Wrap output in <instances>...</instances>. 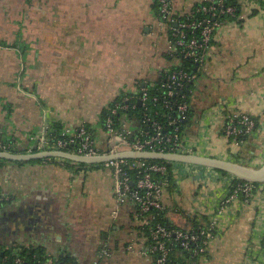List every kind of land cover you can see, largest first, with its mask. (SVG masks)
Returning a JSON list of instances; mask_svg holds the SVG:
<instances>
[{"label": "crops", "instance_id": "crops-1", "mask_svg": "<svg viewBox=\"0 0 264 264\" xmlns=\"http://www.w3.org/2000/svg\"><path fill=\"white\" fill-rule=\"evenodd\" d=\"M172 1L176 14L184 16L206 0ZM261 4L256 14L221 26L198 69L206 88L197 90L185 135L200 155L231 159L234 148L226 145L218 107L224 103L228 111H247L259 120L237 151L244 158H234L245 165L264 162V0ZM158 10L155 0H0V140L12 141L25 154L37 137L54 128L74 132L83 123L104 140L103 112L171 67V31ZM208 170L207 185L179 187L181 208L170 203L168 215L179 225L190 227V215L199 208L211 213L228 191L229 175L201 168L206 177ZM0 188L7 201L0 217L7 219L0 226L2 243L31 241L54 256L91 264L109 239L114 255L104 264H156L139 252L140 243L137 251L128 249L141 237L140 226L132 206L113 217L110 169L61 158L7 160L0 166ZM201 193L206 197L197 205L193 198ZM263 247L262 192L251 205L241 201L225 215L203 264H216L220 254L249 264L247 248L253 261L263 262Z\"/></svg>", "mask_w": 264, "mask_h": 264}, {"label": "built area", "instance_id": "built-area-1", "mask_svg": "<svg viewBox=\"0 0 264 264\" xmlns=\"http://www.w3.org/2000/svg\"><path fill=\"white\" fill-rule=\"evenodd\" d=\"M159 8L160 16L168 23L171 36L172 49L170 54H182L191 59L197 69L204 67L208 59L209 43L215 38L217 32L223 26L216 18L217 9L222 8V13L233 14L236 8L226 6L224 0H206L211 2L209 6H201L188 13L185 20L176 18L175 8L172 0H155ZM242 5L243 12L238 19H243L254 10L262 7V0H238ZM204 13V17L192 18L195 12ZM200 32V35H196ZM196 75L190 73L184 67L167 68L161 74L157 82L146 83L141 90L132 95H126L123 101L117 102L110 109L103 129L104 140H100L83 123L74 132L58 131L53 129L48 134L37 137L35 145L27 150V153H36L45 150H63L81 156L93 157L97 155L116 154L120 151H161L169 153H196L186 135L180 134V123L187 119L189 109L186 102V95L181 91L193 82ZM161 83L158 89L157 84ZM156 93L151 94V90ZM172 98H176L172 100ZM181 99V101H179ZM138 100L143 107V121L139 126V135L130 138L134 126L130 121L129 110L135 107ZM224 118L223 126L225 139L230 148L231 159L236 160L237 151L245 144L246 137L255 133V117L247 111H228L227 106L222 103L218 105ZM176 112L173 113V111ZM121 115V116H120ZM158 118L164 120L160 121ZM48 129V128H47ZM172 129V131H170ZM0 152L17 153L12 141L0 140ZM215 156V155H212ZM51 159V158H48ZM76 164L75 162H73ZM78 164V163H77ZM93 168L110 169L113 176L114 197L117 205L112 213L117 217L122 207L129 205L133 207V213L139 223L140 235L137 241H132L128 249L137 251L138 243L141 244L139 252L147 257H152L156 264H178L169 259L172 252L171 245L179 243L185 250L191 251L193 257L199 258L209 250L211 241L223 229L224 217L236 207L243 199V204L249 203L256 193H264V181L260 185L254 182H236L238 179L229 174L228 191L217 202L215 209L210 213L204 209L194 210L192 219L200 222V227L191 225L188 228L168 229L160 223L152 224L151 213L165 210V198L169 196L166 187L169 185L170 177L174 180L175 192L178 195L179 187L185 182L193 183L196 189L205 181L211 179L210 171L208 176L204 175L201 168L205 166L172 161L150 162L147 159L119 158L110 161L90 164ZM213 169V168H212ZM160 174L163 177H157ZM209 183V182H208ZM202 196V193H201ZM206 196L199 197L200 201ZM6 197L0 196V202ZM198 201L197 205H200ZM149 227L148 229H146ZM262 242V241H260ZM112 242L107 239L103 242L95 260L91 264H104L114 255ZM259 248V247H258ZM40 249V250H39ZM251 250L249 253V264H264L252 260ZM261 258V257H260ZM206 260L200 264H203ZM0 264H76L73 261L61 260L46 251H41L34 242L10 240L0 244Z\"/></svg>", "mask_w": 264, "mask_h": 264}, {"label": "trees", "instance_id": "trees-1", "mask_svg": "<svg viewBox=\"0 0 264 264\" xmlns=\"http://www.w3.org/2000/svg\"><path fill=\"white\" fill-rule=\"evenodd\" d=\"M224 2H225V5L226 6H233V7H235L236 8V11L233 14L226 13V12L225 13H222V8H219V9H217L218 17L216 19L219 22H221L222 24H225L226 22H231V21L238 20L239 16L243 12L242 5L239 3V1L238 0H224ZM203 5L204 6H209V5H211V2L210 1H207V2H203V3L197 4L194 9L196 10V9L200 8L201 6H203ZM257 12H258L257 10H254L251 13V15L252 14L254 15V13L256 14ZM175 16H176V18H180L181 20H185L188 15L187 16L186 15L180 16V15H177L176 14V11H175ZM204 16H205L204 13L197 12L196 11L195 13H193L192 18H190V19H195V18H200L201 19V17H204ZM196 35L199 36L200 35V32H197ZM171 41L173 43L175 42V39L172 36H171ZM213 42L214 41L212 40L209 43V48L211 47V45L213 44ZM169 58L172 61L171 68L174 69V68L184 67L190 73H193L194 75H196V78L194 79V81L193 82H190V85H188V86L186 85V87L181 91L182 94H185L186 95V99L185 100H186V102L188 103V106H189V109H188V112H187V119L184 122L180 123V125H181V127H180V134L181 135H185L186 134V130L188 128V124L190 123L191 118L193 116V112H194V110H193V107H194V98H195V96L197 94V90L200 91V88H202V86H204L205 83L202 82V81L200 82L199 75L197 74L198 73V69L196 67V64L191 59H188V58L184 57L182 54H177V53H174L173 55L170 54L169 55ZM204 87L206 88V86H204ZM157 88L158 89H162L161 88V83H160V85H159V83L157 84ZM205 88H204V90H205ZM153 93H156V89H152L151 90V94H153ZM125 96H126V94L118 97L113 102V104L111 105L110 109L114 106L115 103L120 102V101L122 102L123 101V98ZM175 99L172 98V100H175ZM179 101H181V99H179ZM110 109L103 112L102 120H101L102 123L105 121L107 115L110 112ZM142 111H143L142 105L139 103L138 100H136L135 101V107L134 108H131L129 110V112H128L129 113V116H130V121L132 122V125L134 126V129H133V132H132L130 138H135L136 136L139 135V126L142 125V121L144 119L143 114H142ZM174 112H176V110H174L173 113ZM158 119L160 121L164 120L162 118H158ZM254 119H255L256 124H257L256 125V129H257L259 127V120L257 118H254ZM170 131H172V129ZM249 139H250V137H246L245 143ZM236 158L239 160L240 158H244V157L243 156H239V157L237 156ZM148 161H150V162H156V160H148ZM4 162H7V160L0 159V166H2L4 164ZM74 165L91 166L90 164H85V163H78V164L76 163ZM217 171H219L223 175H229V173H227L225 171L218 170V169H217ZM156 176L157 177H160V178L163 177L160 174H157ZM235 181L236 182H246V181H243L241 179H236ZM254 184L258 186V185L261 184V182L260 181H257V182H254ZM175 187H176V184H175L174 180L172 179V177H170L169 185L165 188L166 189V192L169 193V196L165 198L166 209L151 213L152 216L154 217L153 220H152V224L160 223L162 225H165L170 230L171 229L176 230V229H180V228H188L187 226L179 225L172 218H170V216L168 215L169 209L171 208L170 207L171 206L170 203H172L171 200L173 199V194L172 193L175 192ZM0 196H1V188H0ZM253 199L254 198H252L251 201L249 203H246L245 205H251L252 202H253ZM241 201H243V199H241ZM5 207H7V201L6 200L0 202V217L3 216L2 213H3L4 209H5ZM190 224L193 225L195 228H199L200 227L199 226L200 225V222L198 223V221L195 218L192 219V217H190ZM148 228L149 227H147L146 229H148ZM0 244H4V243H2L0 241ZM171 248H172V252L169 255V259L176 261L178 264H200L203 261V259H208L209 260V257H210V247H209V250L206 251V252H204L202 254V256L199 257V258L193 257L192 252L191 251H188V250H185L182 246H180L179 243H173L171 245ZM247 249L245 251V254L246 255L248 254V256H249V253L251 251V248H249L248 250ZM41 251H42V249H41ZM60 259L61 260H65V261H73L72 257H66V256H63V257L61 256Z\"/></svg>", "mask_w": 264, "mask_h": 264}, {"label": "water", "instance_id": "water-1", "mask_svg": "<svg viewBox=\"0 0 264 264\" xmlns=\"http://www.w3.org/2000/svg\"><path fill=\"white\" fill-rule=\"evenodd\" d=\"M43 158H61L75 163L95 164L119 158L147 159L157 161H172L189 163L218 169L243 181H264V162L259 166H248L234 159L195 153H169L161 151H135L126 150L116 154L97 155L93 157L81 156L63 150H45L36 153H11L0 152V159L9 161H26Z\"/></svg>", "mask_w": 264, "mask_h": 264}, {"label": "rangeland", "instance_id": "rangeland-1", "mask_svg": "<svg viewBox=\"0 0 264 264\" xmlns=\"http://www.w3.org/2000/svg\"><path fill=\"white\" fill-rule=\"evenodd\" d=\"M99 125L102 127L103 126V123L101 120H99ZM248 166H251V167H254L253 165H249V164H246ZM173 194V199L171 200L172 203H176L179 205V207L181 208V203L183 202V195H177V193H172ZM194 201H198L199 200V197L195 196L193 198ZM264 248V247H263ZM262 248V249H263ZM234 258H236V256H227V257H223L222 254L219 255V260L218 262L216 261V264H236ZM110 260V259H109Z\"/></svg>", "mask_w": 264, "mask_h": 264}, {"label": "flooded vegetation", "instance_id": "flooded-vegetation-1", "mask_svg": "<svg viewBox=\"0 0 264 264\" xmlns=\"http://www.w3.org/2000/svg\"><path fill=\"white\" fill-rule=\"evenodd\" d=\"M6 220H7V219H5V218L2 219V220H0V226L3 225V223H4ZM6 222H7V221H6ZM6 222H5V223H6Z\"/></svg>", "mask_w": 264, "mask_h": 264}]
</instances>
